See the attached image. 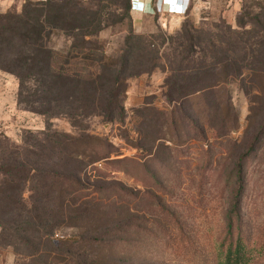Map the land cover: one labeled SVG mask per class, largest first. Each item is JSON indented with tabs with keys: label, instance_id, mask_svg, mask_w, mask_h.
<instances>
[{
	"label": "rangeland",
	"instance_id": "rangeland-1",
	"mask_svg": "<svg viewBox=\"0 0 264 264\" xmlns=\"http://www.w3.org/2000/svg\"><path fill=\"white\" fill-rule=\"evenodd\" d=\"M29 4L46 5L50 18L66 14L44 42L70 71L61 97L84 94L77 76L94 74L91 109L73 120L65 115L72 107L53 118L22 111L18 79L0 70V217L10 228L2 240L0 228V264H188L175 255L176 219L185 234L208 233L214 244L210 235L222 231L238 190L236 168L247 157L240 215L259 251L252 264H264V101L252 104L233 78L241 64L264 76V0H200L180 19L133 25L128 0H0L2 67L30 45L26 21L37 15H23ZM44 59L22 71L31 77ZM255 80H243L244 90L264 88ZM100 84L102 98L91 91ZM195 89L203 93L188 97ZM230 91L237 130L217 140V102ZM41 92L50 97L55 89ZM108 109L111 123L96 117ZM108 154L114 162L96 160ZM71 177L89 188L81 201L57 180ZM22 201L47 220L38 245L33 229L26 247L16 231Z\"/></svg>",
	"mask_w": 264,
	"mask_h": 264
},
{
	"label": "trees",
	"instance_id": "trees-1",
	"mask_svg": "<svg viewBox=\"0 0 264 264\" xmlns=\"http://www.w3.org/2000/svg\"><path fill=\"white\" fill-rule=\"evenodd\" d=\"M46 8L47 6L44 4H29L25 7L23 15H27L28 13L37 15V18L26 21V26L28 27L27 35H29L28 40L31 41L30 45L29 47H26L24 51H22V53H24L22 58H12L14 59L13 62H10L7 67L0 66V70L11 74L18 79L20 91L18 93L17 103L22 111L31 112L47 118H53L55 115L63 114V112H58L59 110L57 109H61V107H72L74 109H72V111L69 113H65V115L68 116L69 119L73 120L80 115L89 113L91 109V104L87 103L86 101V98H89L87 84L89 83V80H92L94 74H92L89 70L87 74H79L77 76V81L86 86L85 90L83 91L84 94L76 98L60 96V84L62 83L63 78L69 76L70 71L66 70L63 64L57 61L53 47L50 45V43L48 44L44 42V40L47 38V35L51 33L55 34L58 29L62 28L60 25L67 19L66 14L62 9L58 10L57 14H55L53 18H50L48 14H45ZM132 9L133 0H128V13L133 25L135 22L131 17ZM153 13V17L159 16L156 10ZM11 17L12 15L8 14L6 18ZM51 28L53 29L52 31H50ZM42 57H45L43 60L45 68H39L38 71L30 77L33 68L36 65L35 63ZM85 60L88 61L89 58H85ZM28 65L32 66V69H30L32 71L29 72V75L28 73H24L22 71V69H26ZM15 67H19V70ZM236 67L240 68L235 69V75L233 78L235 83H238L240 87L239 93H248V95L251 96L252 104L255 103V100L252 98L258 99L257 96H260L259 100L263 99L264 101L263 87L260 89L258 86H256L252 87L250 91H245L244 89L246 87H244L242 84L243 80H246V78H252L254 80L256 78L257 80L255 81H258V79H260L259 81H264V76L258 73L260 71H258V69H251L249 72H244L245 68L242 64L237 65ZM73 76H75V73ZM29 78L34 79L33 81L36 83L37 88L33 90L27 88L26 83L29 82ZM43 87H47V92H52V90L55 89V93H52L50 97H46L43 95V92L40 93ZM219 87L220 86H215L212 90L219 89ZM105 88L106 86L103 84H100L98 88H91L92 95H97L102 98V95L105 93L104 90H106ZM24 91L27 93V97L24 96ZM220 92L221 91L218 93ZM202 93L203 90L195 89L188 95V97L191 98L200 96ZM74 104L77 105L75 106ZM114 108H117L116 110H118L119 114H121L123 111L119 106ZM217 108L221 109L220 117L218 118L220 126L217 128L215 126H211V130L218 140L230 135L232 132L237 130L239 112L232 104L231 91L229 92L226 99L219 97ZM109 111L110 109H108V111L102 110V112L96 114V117L101 116L105 118L107 122L111 123L113 121V117H110ZM194 126L197 130H201L199 124ZM202 130L203 131L200 135L205 136L206 129L202 127ZM110 156L111 154L104 155L97 157L96 160L98 162L101 160L114 162L109 161L111 158ZM246 160H248V157L242 159L236 168L235 181L238 190L236 197L232 201L231 210H228V212L224 215V219L221 224L222 231L219 232L220 234L217 239L209 234L210 237L215 240L214 244H212L211 240L209 239L208 233L197 236L188 233L185 234L183 232L182 223L179 219H176V231L171 232V237H173L172 240L176 242L174 244L178 245L175 252V255L178 257V259L181 260L180 256H182L184 261L188 264H252L256 260V253H259V251L258 249L256 250L254 245H252L251 234L246 229V226L242 220V216L240 215V205L242 203L243 194L247 187L246 184L248 181L245 169ZM124 162L122 161L120 163ZM0 171H2L1 167ZM2 176L5 177L6 173H3ZM57 180L59 184H61L64 180L63 186L66 190H68L69 194L78 195V198H76L77 202L83 199L82 193H86V190L89 189L81 180L77 178H57ZM20 205L23 208L22 211L24 214L21 215V220L14 222V225L16 224V231L22 233V235L18 234V236L21 238V243L26 247L30 242H32L34 236L37 234L38 236L36 237V244L38 245L46 237V233L43 235L41 230L48 227L47 220L43 219L37 214L36 206H33L26 201L20 202ZM6 223L7 222L0 217V228L3 234L1 240L4 238V235H9L8 231L10 228H7ZM46 225L47 227H45ZM28 229H33L35 231V235L33 237L28 236ZM197 238H202L203 240L200 243H195V239ZM13 245L14 244H10L9 246L13 247Z\"/></svg>",
	"mask_w": 264,
	"mask_h": 264
},
{
	"label": "crops",
	"instance_id": "crops-1",
	"mask_svg": "<svg viewBox=\"0 0 264 264\" xmlns=\"http://www.w3.org/2000/svg\"><path fill=\"white\" fill-rule=\"evenodd\" d=\"M176 2V1H175ZM139 3H143L145 4L146 6V10L143 13V20L145 19H149V18H152L154 16V11H155V5H163L164 7V10L166 13L169 12V10H171V6L167 3V0H141ZM186 2H184L185 4ZM155 4V5H154ZM136 15L140 14L141 12L135 10L134 11ZM160 16V15H159ZM167 18L168 20L171 19V20H174V19H180L181 17L183 16H180L178 14H167L165 16H160V18ZM135 23L139 22V21H134Z\"/></svg>",
	"mask_w": 264,
	"mask_h": 264
},
{
	"label": "built area",
	"instance_id": "built-area-1",
	"mask_svg": "<svg viewBox=\"0 0 264 264\" xmlns=\"http://www.w3.org/2000/svg\"><path fill=\"white\" fill-rule=\"evenodd\" d=\"M41 1H46V0H41ZM140 1L141 0H133V9L131 11V17H132L133 21L136 20V21L141 22L143 20V13L142 12L140 14H138V15H136L135 12H134L135 11L134 3L135 2H140ZM175 1H176L177 6L182 7L184 9L182 12H173L172 10H169V12L166 13L165 10H164L163 5H157L156 6L154 4L156 12L160 16H165V15L170 14V13L171 14L175 13V14H178L180 16H184L187 13L188 9H189V5L192 4V3L196 4V2H198L200 0H175ZM184 2H186V3L184 4Z\"/></svg>",
	"mask_w": 264,
	"mask_h": 264
},
{
	"label": "clouds",
	"instance_id": "clouds-1",
	"mask_svg": "<svg viewBox=\"0 0 264 264\" xmlns=\"http://www.w3.org/2000/svg\"><path fill=\"white\" fill-rule=\"evenodd\" d=\"M167 3L171 6L173 12H182L184 10L182 7L177 6L175 0H167ZM134 8L139 12H144L146 10L145 4L139 2L134 3Z\"/></svg>",
	"mask_w": 264,
	"mask_h": 264
}]
</instances>
